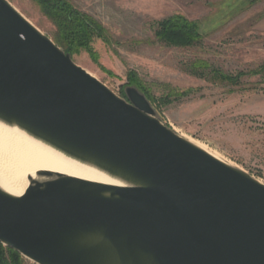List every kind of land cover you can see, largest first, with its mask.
<instances>
[{"label": "water", "instance_id": "1", "mask_svg": "<svg viewBox=\"0 0 264 264\" xmlns=\"http://www.w3.org/2000/svg\"><path fill=\"white\" fill-rule=\"evenodd\" d=\"M0 0V119L127 185L0 189V242L36 264H264V184L177 135Z\"/></svg>", "mask_w": 264, "mask_h": 264}, {"label": "rangeland", "instance_id": "2", "mask_svg": "<svg viewBox=\"0 0 264 264\" xmlns=\"http://www.w3.org/2000/svg\"><path fill=\"white\" fill-rule=\"evenodd\" d=\"M53 40L54 26L38 0H7ZM108 32L70 52L75 64L115 94L136 74L151 89L155 117L180 136L264 184V76L249 74L239 85L191 74L202 59L224 73L251 71L264 63V0H69ZM182 14L197 24L200 43L168 46L157 40V22ZM64 51V50H63ZM192 90L185 96L174 91ZM167 96V97H166ZM22 264H36L24 257Z\"/></svg>", "mask_w": 264, "mask_h": 264}, {"label": "trees", "instance_id": "3", "mask_svg": "<svg viewBox=\"0 0 264 264\" xmlns=\"http://www.w3.org/2000/svg\"><path fill=\"white\" fill-rule=\"evenodd\" d=\"M38 2L41 3L54 26L53 41L64 52L70 53L79 46H88L94 36L101 37L107 42L111 40L108 32L99 22L86 12L78 10L69 0H38ZM154 36L160 42L174 47L192 46L200 43L203 38L197 24L182 14H173L158 21ZM188 71L195 76L211 79L214 82L239 85L242 76L256 73L264 76V63L255 70L228 74L209 64L206 60L195 59L188 64ZM128 79L131 83L129 86L137 88L149 102L152 103L155 100L151 89L136 74L128 73ZM191 91L185 90L178 93L171 91L168 97L185 96ZM122 95L125 96L124 91H122ZM23 261L22 255L0 242V264H22Z\"/></svg>", "mask_w": 264, "mask_h": 264}, {"label": "bare ground", "instance_id": "4", "mask_svg": "<svg viewBox=\"0 0 264 264\" xmlns=\"http://www.w3.org/2000/svg\"><path fill=\"white\" fill-rule=\"evenodd\" d=\"M182 138L233 166L199 143ZM40 170L102 183L127 185L117 176L96 165L71 156L19 126L0 119V189L13 196H20L27 187L43 184L56 177L55 174L50 176L38 174Z\"/></svg>", "mask_w": 264, "mask_h": 264}]
</instances>
